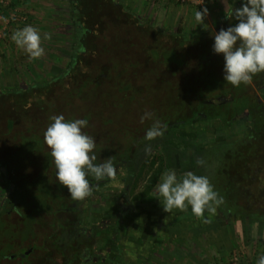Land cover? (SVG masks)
Segmentation results:
<instances>
[{
  "label": "trees",
  "instance_id": "trees-1",
  "mask_svg": "<svg viewBox=\"0 0 264 264\" xmlns=\"http://www.w3.org/2000/svg\"><path fill=\"white\" fill-rule=\"evenodd\" d=\"M72 6L80 45L71 67H55L54 77L47 83H34L29 99H35L31 102L28 97L26 102L18 99L12 91L0 93V172L10 189L9 204L11 209L20 204L34 213L39 207V214L28 217L24 230L6 231L10 240L5 248L10 252L36 232L42 238L52 229H64L67 223L65 212L71 208V196L56 179L57 169L44 138L53 116L87 119L82 130L96 140V163L116 162L129 159L147 145L150 140L145 139V133L155 119L167 125L163 135L167 137L190 116L199 112L207 116L206 101L215 97L228 98L237 112L247 107L255 99L251 83L264 73L239 87L224 81L223 56L212 50L215 31L187 33L178 26L166 32L116 0H73ZM230 23L236 21L224 16L217 31ZM3 95L13 96L6 103ZM145 112L153 117L142 122ZM165 153L146 162L149 170L161 163L152 186L169 158V152L168 156ZM14 210L20 213L19 208ZM249 232L245 244L252 242ZM260 240L262 237L256 244ZM234 241L235 248L240 247L242 242ZM2 253L0 264L64 263V253L53 242L29 255L27 262Z\"/></svg>",
  "mask_w": 264,
  "mask_h": 264
},
{
  "label": "rangeland",
  "instance_id": "rangeland-1",
  "mask_svg": "<svg viewBox=\"0 0 264 264\" xmlns=\"http://www.w3.org/2000/svg\"><path fill=\"white\" fill-rule=\"evenodd\" d=\"M122 4L131 13L138 14L142 20L155 25L159 28H163L164 31L169 32L172 29L176 30L178 26L185 28L187 33H198L203 31H215L216 24L221 20L229 8L240 6V0H116ZM73 0H6L3 6H0V93L12 91L18 99L26 102L28 97L29 102L31 99L32 90L31 86L35 83L45 84L54 77L53 68L60 67V69L67 70L73 64L74 51L80 45L77 35L76 24L74 22V9L72 6ZM207 7L209 10L208 15L205 17L204 23L201 24L195 19V13L197 10H202ZM26 25L35 27L41 35V46L44 49L43 55L38 58L31 57L26 50L18 47L12 40V34L19 29H22ZM29 92V95L27 94ZM258 96L264 98V94L257 90ZM11 96H2V100L6 103L12 98ZM30 98V99H29ZM233 105L235 103L225 104L226 106ZM221 106H218V108ZM217 108V109H218ZM208 125V124H207ZM209 129L211 131L222 127L218 122H210ZM238 126H235L237 129ZM173 133L167 137L162 136L155 144H148L141 149L135 156V162L138 164L139 171L141 169V175L137 182L131 183L132 187L129 191H126V196L121 197L123 203L127 200L131 201L134 209L137 212H144L147 215L154 216L149 212L156 209L163 213V197L158 192V183L155 191H151L152 179L158 174L161 163L156 164L155 167L150 168L149 165H145L150 158L154 155L162 153L161 147L166 144L169 150H185L193 143L197 138L201 142L199 137H192L184 129L178 126L173 128ZM235 132H241L243 129L234 130ZM205 139H203L204 141ZM175 148V149H173ZM221 149V148H220ZM217 147L211 154L206 155L209 158V162L204 166L202 175H207L210 178L211 183L214 185L215 190L223 198V202H227L225 197V185H233L235 189L239 191V184L236 182L230 183L229 174L225 172L227 165L222 163V155L228 154L224 150H220ZM171 154V152H170ZM143 164V165H142ZM145 165V166H144ZM206 170L208 172L206 173ZM169 171V170H166ZM165 170L161 173L164 174ZM229 173V170L227 171ZM128 171L125 167L117 170L114 178H107L97 187V193L95 197H87L84 205L81 204L82 213L80 215L81 226L88 230L94 224H101L103 227H111L110 217L113 216L117 206V196L124 190V181ZM161 176L159 180H161ZM154 190V189H153ZM9 194L8 185L4 179V175L0 172V206L4 199ZM101 196H100V195ZM145 200V201H144ZM189 207V206H188ZM187 207V209H188ZM26 211L31 210L25 208ZM186 210V209H185ZM185 210L173 209L171 212L185 214ZM32 211V210H31ZM155 211V212H156ZM164 213L168 217H164L165 221L175 218L173 213ZM145 219V216H141ZM156 215V213H155ZM3 216V215H2ZM8 222L12 223L15 220V215L12 213L10 217L6 214ZM134 218L137 219L136 216ZM209 219L199 218L200 222L197 224L206 223ZM189 222V220H188ZM195 223V222H194ZM192 223V224H194ZM195 225V224H194ZM124 245L129 249L132 257L134 245L130 242L131 239H138L145 242L148 247L147 253L153 255L162 263L173 264L175 260L181 262L180 264H187L183 258L188 257V254L194 255L197 253L195 242L190 235L180 232L178 236L170 238L168 241L164 239L167 232L162 230L158 238L150 243L144 237H139V227H133V225L123 222ZM106 231H110L106 230ZM226 233V232H225ZM4 230H0V243L3 242ZM109 233H107L108 236ZM141 236V235H140ZM189 238V239H187ZM216 241L221 243H228L226 234L212 235ZM241 238V236H240ZM146 240V241H145ZM202 242H207L205 238ZM230 242V241H229ZM242 242V241H241ZM150 243V244H149ZM184 246V247H183ZM186 246H189L186 248ZM137 247V246H136ZM189 248V249H188ZM185 249V250H184ZM132 250V249H131ZM215 250V249H214ZM236 250V249H235ZM241 247H238L236 251H229L227 256L230 262L218 261L215 258H210L204 264H245L246 258L243 257ZM206 249L205 253L209 256L212 255L211 251ZM73 252V251H72ZM146 252V251H144ZM135 254V253H134ZM187 254V255H186ZM226 255V253H225ZM130 257V256H129ZM133 255L132 258L135 259ZM83 258V257H82ZM172 258V259H171ZM227 258V257H226ZM248 259V258H247ZM171 261V262H170ZM173 261V262H172ZM94 261H86V264H94ZM98 263V261H97ZM96 263V264H97ZM98 264H102V261ZM178 264V263H177Z\"/></svg>",
  "mask_w": 264,
  "mask_h": 264
},
{
  "label": "flooded vegetation",
  "instance_id": "flooded-vegetation-1",
  "mask_svg": "<svg viewBox=\"0 0 264 264\" xmlns=\"http://www.w3.org/2000/svg\"><path fill=\"white\" fill-rule=\"evenodd\" d=\"M235 8H237V5ZM220 21L217 22L215 31H217ZM251 86H253L255 91V99L252 100L250 105L245 106L238 112L234 110L233 105L223 108L225 104H229L228 98H224V96L215 97L206 101V104H209L205 108L207 116L199 112L197 115H192L187 120L181 121L180 124L176 125L187 131L189 135L191 134L193 138H203L205 139L204 141L202 139L200 142L195 138L194 142L189 144L190 146L186 147L184 151H170L165 146L166 144L161 147L162 153L169 152V158L163 166V171L174 170L178 176H182L187 171H193L198 175H202L204 166H207L205 164L209 162V158L206 155L211 154L216 147L228 152V154L222 155V163L227 165L225 172L229 176L231 175L228 179L229 182H236L239 184L240 189L238 191L233 185H225V192L227 193L225 199L227 202L221 203L215 212L205 211L202 219H209L205 224H197V222H200L199 217L192 213L191 206L188 209L186 208L184 215L171 212L175 215V218L165 221L164 217H168V215H164V213H167L164 210L160 214V211L154 209L149 212L154 214V216L150 217L151 215L144 214V212H141V214L137 212L131 201L127 200V202L123 203L121 197L126 196V191H129L132 187L131 183L137 182L141 175V170H143L139 171L138 164L135 162L136 155H130L129 159L125 158L114 162L118 171L120 168L125 167L128 173L124 181V190L117 196L118 204L115 212L109 219L111 227L107 228L105 226L102 228L99 222V224H94L88 230L84 229L80 223L81 204L84 205L85 199L88 198L73 200L71 197L69 203L71 208L65 212L67 223L64 229H59L56 232L52 229L48 236H42V238L36 232L35 237L21 243L20 247H16L12 252L5 248V242L10 240L9 237L5 236L6 231L25 229L28 217L31 218L34 215H38L39 207L36 206L37 210L35 213L31 210L26 211V206L20 204H17V206L13 205L11 209L12 206L9 204L10 199L8 198L10 196V189L8 186L9 194L0 206V217L3 224L0 230H4L3 242L0 243V256L3 254V251L5 255L16 256L22 261L27 262L29 255L33 252L36 253L37 250L53 242L58 243L59 249L64 253L63 264H86V261L91 260L94 261V264L97 261L98 263L102 261V264H144L145 260L151 259L153 255L147 253L148 247L143 242L144 239L141 241L139 238L130 240L132 245H134V249L131 248L132 250L130 249V251L136 256L135 259L132 258L133 255L132 257L129 255V249L124 245L125 233L122 226L124 220L126 223L133 225V227H139V237H144L152 243L162 233L163 229L164 232H167L164 239L168 241L173 237L174 231L181 232L184 236H187L188 230L193 228L214 230L220 227L226 228L242 224L250 214L264 217V98H260L257 93V90H259L264 94V73L259 76L256 82H252ZM218 106L221 107L218 108ZM210 122H218L222 127H219V129L214 128L211 131L208 126ZM236 125L240 130L243 129V131H233V129H238H235ZM159 138L150 140L147 145L155 144ZM167 152L165 154L168 156ZM200 159L205 161L204 165L197 163ZM258 159L259 161H257ZM157 164L159 165V163ZM228 170L229 173L227 172ZM207 172L208 170H206ZM89 180L93 185V192L90 195L93 198L95 197V193H97V187L107 180V178L97 181L94 177H89ZM38 201L42 203V201ZM15 207L19 208L18 211L20 213L14 212ZM12 213L16 218L14 222L9 223L6 214L10 217ZM139 214L143 217L145 216V219L139 217ZM134 216L140 219L136 220ZM43 217L44 215L42 214L41 218ZM109 229V232L106 231ZM107 233H109L108 236ZM17 243H19V240H17Z\"/></svg>",
  "mask_w": 264,
  "mask_h": 264
},
{
  "label": "clouds",
  "instance_id": "clouds-1",
  "mask_svg": "<svg viewBox=\"0 0 264 264\" xmlns=\"http://www.w3.org/2000/svg\"><path fill=\"white\" fill-rule=\"evenodd\" d=\"M209 10L204 7L197 10L195 19L201 24ZM225 16L230 21L226 28H220L213 35L212 50L223 56V79L234 87L248 84L253 76L264 72V0H241V6L229 8ZM15 44L26 50L33 57L43 55L39 31L26 25L12 34ZM153 114L145 112L141 117L152 119ZM46 128L44 138L51 149L54 160L56 179L66 186L73 200H83L93 192L89 177L97 181L116 176V166L111 159L96 163L94 153L96 140L82 129L88 125L87 119H66L62 114L53 116ZM167 125L155 119L145 133L146 140H153L164 135ZM198 164L204 165L200 159ZM158 192L163 197V209L170 213L173 209L191 211L203 218L205 211L215 212L223 198L215 190L209 176L187 171L178 176L174 170L166 171L161 176ZM264 264V254L258 259Z\"/></svg>",
  "mask_w": 264,
  "mask_h": 264
},
{
  "label": "crops",
  "instance_id": "crops-1",
  "mask_svg": "<svg viewBox=\"0 0 264 264\" xmlns=\"http://www.w3.org/2000/svg\"><path fill=\"white\" fill-rule=\"evenodd\" d=\"M159 181L160 180H158L157 184L153 187L154 188L153 191H155V189L157 188ZM229 225L231 224L229 223ZM246 231H250L249 233L251 234V238H252V242H250L249 244L243 243L244 238L246 236ZM179 234L180 232L174 231L173 237ZM187 234L190 235L192 240L195 242L196 247L199 245V248H197V253L194 252V255L188 254V257L183 258L185 261H187V264H204L210 258L213 259L214 254H215L216 260L230 262L227 256L228 252L229 251L232 252V250L234 252L238 249V248H235L236 247L234 244L235 238H236V241H240V242L242 241V243L239 244V246L242 249L241 251L244 252L243 257H245L247 260L245 264H258V259L260 255L264 254L263 253V250H264V217L257 216V214L255 215L250 214V216L246 218L242 224L233 225V226H229L226 228L220 227L214 230L207 229V228H203V229L193 228L191 230H188ZM220 234H226L228 238V243L224 244V243L216 241L215 238H212V235H220ZM260 237H262V240L259 241V244H256L257 239ZM203 238H205V240H207L208 243L202 242ZM187 247L189 246H186V248ZM206 249L211 251L212 253L211 256L205 253ZM157 260L158 259L156 257L151 256V259H146L144 264H166L164 262L162 263L161 261H157ZM177 260L178 258L175 260L176 262L172 261L173 264L181 263Z\"/></svg>",
  "mask_w": 264,
  "mask_h": 264
},
{
  "label": "built area",
  "instance_id": "built-area-1",
  "mask_svg": "<svg viewBox=\"0 0 264 264\" xmlns=\"http://www.w3.org/2000/svg\"><path fill=\"white\" fill-rule=\"evenodd\" d=\"M5 3H6V0H0V6H3ZM0 17H1V14H0Z\"/></svg>",
  "mask_w": 264,
  "mask_h": 264
}]
</instances>
